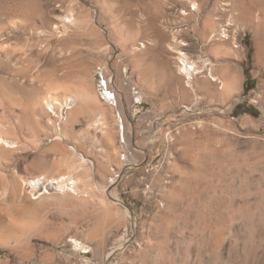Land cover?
Instances as JSON below:
<instances>
[{"label": "rangeland", "instance_id": "obj_1", "mask_svg": "<svg viewBox=\"0 0 264 264\" xmlns=\"http://www.w3.org/2000/svg\"><path fill=\"white\" fill-rule=\"evenodd\" d=\"M192 1L0 0V264H264V0ZM83 91L59 139L39 102Z\"/></svg>", "mask_w": 264, "mask_h": 264}, {"label": "bare ground", "instance_id": "obj_2", "mask_svg": "<svg viewBox=\"0 0 264 264\" xmlns=\"http://www.w3.org/2000/svg\"><path fill=\"white\" fill-rule=\"evenodd\" d=\"M183 2V1H182ZM185 3L189 4V6H194V8H197V5L194 1L192 0H184ZM228 3L230 1H227ZM226 2V3H227ZM225 4V3H224ZM230 5V4H229ZM199 6V5H198ZM184 17L189 18L191 13L187 14V12H183ZM72 21V20H71ZM70 21V24H71ZM73 22V21H72ZM65 24V23H64ZM66 27V26H65ZM64 27V28H65ZM225 33V31H224ZM175 40H171V42H169V50L173 52H175L178 56L177 60L178 62L176 63V69L177 72L179 73V75H181L182 77H184L185 79L188 80L187 85H189V88H192L193 91H195V77L203 74V72H200V68L197 67L194 63H191L189 58L187 57V55L181 50L182 47H186L187 44H184L183 42H179L178 40H176V38H174ZM170 40V39H169ZM234 40V38H233ZM205 66L207 67V65L205 64ZM207 79L210 80L211 82H218V79L213 75L212 71L210 70V72L207 74ZM89 91V90H88ZM72 93V92H71ZM112 94V92H111ZM116 96V95H115ZM60 99L57 98H53L52 96H46L44 97L42 100H40L41 102H39V106L41 108V110L48 116L50 117H54L55 119H57V122H59V124L56 125V128L59 132L58 138L59 139H63V133H65V128L68 127L69 125H71L72 121L74 120V117L76 118L77 114L76 111L78 113L79 110H77L78 108L80 109L81 107L77 108V105L79 102H95V104L99 103V99L96 95L94 94H90L88 92L83 91L82 93H77L76 95L73 94H64L59 97ZM117 98V97H116ZM81 105V104H80ZM119 105V104H118ZM100 107V106H98ZM109 108V107H108ZM113 109V108H112ZM80 112V111H79ZM114 117V116H113ZM117 118V117H116ZM115 120V119H114ZM6 122V120H4ZM110 121V120H109ZM118 121V120H117ZM108 120L107 118L102 115V117L95 122V124L93 125V127H100L101 126V132L103 130V134L106 135L107 140L110 143H114V137L115 135H112L110 137V129H109V124L107 123ZM74 123V121H73ZM52 124V123H51ZM119 124V123H118ZM117 124V125H118ZM120 126V125H119ZM13 129L5 126L4 123L0 122V150H4V151H9L10 152H16V151H20L21 149V145H20V141H18V138L15 139L13 136H11L10 133L16 131H12ZM113 130V128H112ZM9 131H11L10 133H8ZM56 131V130H55ZM97 131V129H96ZM118 131V130H117ZM100 133V134H101ZM114 133V132H112ZM111 133V134H112ZM10 135V136H9ZM118 135V134H117ZM17 137V136H16ZM20 139V138H19ZM113 141V142H112ZM116 141V140H115ZM126 142V141H125ZM108 143V142H107ZM109 146L114 147L113 145L116 143H114L113 145L111 144ZM105 144V143H104ZM25 147V146H24ZM115 149V147L113 148ZM72 150L76 151L75 148H72ZM122 151V150H121ZM17 153V152H16ZM105 153V152H104ZM117 153V152H116ZM119 153H122L119 151ZM15 154V153H12ZM115 154V153H114ZM113 155V154H112ZM118 155V154H117ZM121 155V154H120ZM106 156V155H105ZM104 156V157H105ZM109 156H111V154H109ZM116 156V155H115ZM114 156V157H115ZM118 157V156H117ZM116 157V158H117ZM107 158V157H106ZM112 158V157H111ZM109 158L111 161L112 159ZM120 158V157H119ZM81 160L82 162H85L87 160H85L84 156L81 155ZM116 160V159H114ZM119 160V159H118ZM120 162V161H119ZM109 164V163H108ZM76 166V165H75ZM79 166V165H78ZM77 166V167H78ZM85 167V166H84ZM91 167V166H90ZM104 167V166H103ZM86 168V167H85ZM111 168V167H110ZM81 170V168H80ZM79 170V172H80ZM85 171V170H84ZM78 173V172H77ZM87 173V172H86ZM80 174V173H79ZM85 178V177H84ZM90 178V177H88ZM36 179V178H35ZM24 183V182H23ZM87 184V182H86ZM21 185V184H20ZM19 187L21 188L22 186ZM27 185V184H26ZM85 185V184H84ZM31 188V191L29 192V196L30 199L32 200H38L43 196H52V195H60V196H73V198L75 199V197H80L82 195V190L86 189L83 188V182L80 178H77L76 176H74V174L71 175H62L59 176L57 178H45V177H39L38 179L30 182V184L28 185ZM87 187V185H85ZM90 186V185H89ZM26 189V188H25ZM90 189V188H89ZM24 190V189H23ZM85 191V190H84ZM89 191V190H88ZM23 192V191H22ZM85 193V192H84ZM83 195H86L84 194ZM88 193V192H86ZM89 194V193H88ZM25 195V193H24ZM2 196V195H1ZM26 196V195H25ZM87 196V195H86ZM89 196V195H88ZM93 196V195H92ZM28 197V196H27ZM83 197H81V199L83 200ZM91 197V196H90ZM107 199V196H105ZM65 199V198H64ZM86 199V198H84ZM115 201L113 202H118L119 204L120 201L114 199ZM12 216V215H11ZM10 216V217H11ZM9 217V216H8ZM14 217V216H13ZM11 219V218H10ZM20 220V219H19ZM22 220V219H21ZM23 221V220H22ZM11 222V221H10ZM14 222V221H13ZM18 223V221H16ZM28 223V222H27ZM26 224V223H25ZM19 225V224H18ZM28 225V224H27ZM17 226V225H16ZM24 226V225H23ZM29 226V225H28ZM18 227V226H17ZM25 228V227H24ZM26 228H29L26 226ZM20 229V228H19ZM23 229V228H22ZM21 231V230H20ZM26 231H28V229H26ZM72 243V240H71ZM82 245V244H80ZM74 246V245H73ZM117 251V250H116Z\"/></svg>", "mask_w": 264, "mask_h": 264}]
</instances>
